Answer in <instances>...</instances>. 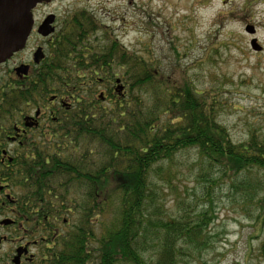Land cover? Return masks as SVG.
Listing matches in <instances>:
<instances>
[{"label": "trees", "instance_id": "1", "mask_svg": "<svg viewBox=\"0 0 264 264\" xmlns=\"http://www.w3.org/2000/svg\"><path fill=\"white\" fill-rule=\"evenodd\" d=\"M77 41L66 45V60L69 54L84 59L85 48ZM113 46L118 78L128 90L117 104L100 101L91 109L80 84L87 65L66 69V89L80 98L66 123V183L56 177L46 181L58 188L66 184V260L61 263L180 264L181 257L206 248L205 216L167 219L157 204L156 177L167 180L176 156L190 149L200 157L197 176L209 183L206 195L219 181L236 179L234 187L256 203V225L263 230L264 136L250 131L245 141L235 142L219 121L223 104L216 91H199L191 79L166 76L154 60L128 57L123 46L114 41ZM102 47H95L88 59L94 61ZM42 83L39 92H48L50 87ZM43 164L44 172L52 168ZM213 172L220 176L211 178ZM50 174L42 172V179ZM113 200L118 217L98 233ZM260 251L264 257V240Z\"/></svg>", "mask_w": 264, "mask_h": 264}, {"label": "rangeland", "instance_id": "2", "mask_svg": "<svg viewBox=\"0 0 264 264\" xmlns=\"http://www.w3.org/2000/svg\"><path fill=\"white\" fill-rule=\"evenodd\" d=\"M69 5L88 10L108 27L94 41L117 42L128 57L154 60L166 76L187 77L199 91H216L223 104L219 121L235 142L245 141L250 131L264 136V0H66ZM248 26L256 28L255 36L246 32ZM254 38L262 51L252 49ZM175 159L167 180L156 177L160 214L190 221L205 216L208 224V246L181 257L180 264H264L258 208L234 187L236 179L219 181L207 196L209 183L197 176V151ZM219 176L213 172L211 178ZM116 201L108 203L98 233L115 223Z\"/></svg>", "mask_w": 264, "mask_h": 264}, {"label": "flooded vegetation", "instance_id": "3", "mask_svg": "<svg viewBox=\"0 0 264 264\" xmlns=\"http://www.w3.org/2000/svg\"><path fill=\"white\" fill-rule=\"evenodd\" d=\"M5 3L0 0V15L6 13ZM33 21L26 47L0 64V264L66 260V184L58 188L46 182L56 177L66 183V123L80 103L79 94L66 89V69L87 65L81 85L91 109L100 101L117 104L128 93L118 78L113 42L94 41L108 27L93 13L66 6V0H50L36 6ZM18 29L22 26L14 16L0 19V37L17 38ZM47 30L51 34L46 36ZM71 39L85 48L84 59L69 54L66 60ZM98 46L102 52L89 60ZM41 81L48 92H39ZM42 161L52 168L44 172ZM42 172L52 174L42 179Z\"/></svg>", "mask_w": 264, "mask_h": 264}, {"label": "water", "instance_id": "4", "mask_svg": "<svg viewBox=\"0 0 264 264\" xmlns=\"http://www.w3.org/2000/svg\"><path fill=\"white\" fill-rule=\"evenodd\" d=\"M49 1L50 0H6V3L2 6V9H5L6 13L2 14L1 12L0 19L8 21L14 16L17 24L22 26V30H17V38L7 36L0 37V64L8 60L14 53L26 47L34 23L33 10L38 4ZM49 21L48 19V22ZM48 22L41 30L47 27ZM246 32L254 36L256 34V28L254 26H248ZM44 34L46 36L51 34V30L44 31ZM251 47L256 52L263 50L256 38L251 41Z\"/></svg>", "mask_w": 264, "mask_h": 264}]
</instances>
